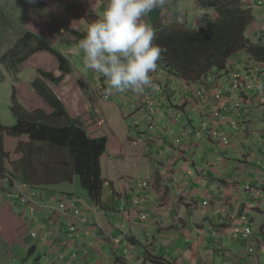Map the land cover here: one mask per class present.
<instances>
[{
    "label": "crops",
    "instance_id": "crops-1",
    "mask_svg": "<svg viewBox=\"0 0 264 264\" xmlns=\"http://www.w3.org/2000/svg\"><path fill=\"white\" fill-rule=\"evenodd\" d=\"M242 2L254 17L247 37L253 43L262 41L264 1ZM175 8H167L166 15L177 11ZM151 12L153 15L146 16V23L152 27L158 17L157 11ZM40 21H29L38 36H41L38 32L47 33L50 24L57 25L53 20L50 23ZM235 56L228 68L229 75L238 72L241 76L238 89L231 88L229 75L213 78L217 80L216 84L210 80L197 86H205L202 89L204 96L198 97L199 100L193 96L196 100L183 112L182 106L177 107L173 101L172 79L163 85L157 78L163 93H158L155 83L146 90L158 98L159 115L151 123L152 130H148L150 125H145L140 118L127 121L126 117H121L123 122L132 123L126 135L135 127L132 134H139L140 143H143L137 151L128 147L131 158L137 155L140 158L131 163V171L127 172L134 182L126 185L125 177L117 182L108 178L100 202L101 210L98 214H85L87 218L89 215V226L82 228L80 234L70 236L66 220L57 213L52 212V217L47 214L45 218L42 209L30 213L26 206H20L18 197L8 195V176H3L0 179V264H46L49 251L55 256L52 264H264V63L242 64L239 58L247 55L240 52ZM71 75L73 71L66 78L72 79ZM88 78L92 84L91 90L85 91L86 97H95L101 102L94 88L97 83L106 84V79L95 71H88L76 81L84 82ZM76 89H79V83H76ZM215 92L220 93V98L214 97ZM36 96L40 99L39 108L49 111L47 103ZM132 98L140 102L139 97L133 95ZM65 100L60 102L67 112L80 119L84 128L85 125L91 127V130L85 128L87 133L93 137L103 136L100 126L94 127L93 120L87 118L92 109L84 100L79 99L76 105ZM236 103L238 107H235ZM203 121L226 135L230 146L225 148L217 136L199 138L196 132ZM109 127L107 125L105 129L108 131ZM110 136L112 141L106 137L107 153L114 156L123 141L115 133ZM7 139L13 142V150L7 146ZM22 141L26 142V139ZM17 144L18 140L5 138L6 153H15ZM15 157L18 158L16 154ZM140 180H146L147 184L140 186L141 190L138 189L139 194H136L134 184ZM41 191L37 202L45 208L46 202L40 199L45 194H54V190ZM141 208H145L148 216L144 222L140 219ZM48 218L52 224L46 220ZM119 223L125 225L124 231H119ZM52 226L61 233L48 238L44 234ZM246 227L251 228L252 235L243 239L235 231ZM33 231L38 238L31 237ZM120 233L124 241L116 244L112 238ZM58 256L64 259L61 261ZM39 257V263L37 259L32 263Z\"/></svg>",
    "mask_w": 264,
    "mask_h": 264
},
{
    "label": "trees",
    "instance_id": "trees-1",
    "mask_svg": "<svg viewBox=\"0 0 264 264\" xmlns=\"http://www.w3.org/2000/svg\"><path fill=\"white\" fill-rule=\"evenodd\" d=\"M195 1L202 10L212 11L216 17L202 22L201 26L198 24L197 28L196 21L188 26L186 20L174 19L175 11L164 23L160 20L152 22L156 35L154 43L163 49L157 61L160 72L201 86L205 85L208 77L229 75L228 61L240 52H244L254 63H264V38L253 43L247 37L254 17L246 4L241 0ZM96 20L98 18L90 21L93 23ZM33 43L57 60L60 76L54 78L52 72L39 69L40 80L30 82L31 91L47 103L49 111L46 108L28 110L13 91L10 112L14 125L4 126L0 121V179L6 175L8 180L11 178L39 190H55L54 187L76 182L87 197L86 203L89 206L94 204L98 212L109 177L104 178L101 168L108 140L87 133L80 119L72 117L52 94L48 85L57 86L64 76L71 74L72 69L64 56L46 40L25 32L9 57L16 52L17 55L22 54L20 62L18 59V63H22L35 50L34 47L29 49ZM5 138L18 140L15 149L18 158L14 163L8 160L10 155L5 151ZM24 138L26 142L22 141ZM44 148L49 152L55 151L59 160L39 163L38 158ZM8 166L12 167V171L8 170Z\"/></svg>",
    "mask_w": 264,
    "mask_h": 264
},
{
    "label": "rangeland",
    "instance_id": "rangeland-1",
    "mask_svg": "<svg viewBox=\"0 0 264 264\" xmlns=\"http://www.w3.org/2000/svg\"><path fill=\"white\" fill-rule=\"evenodd\" d=\"M260 1L261 3H263L264 0ZM254 4L256 5V1L254 2ZM106 6L107 3L105 0H37V2L34 4L28 3V0H0V121L4 126L11 127L14 125V119L10 112L13 91L16 93L17 99L23 102L29 108L28 110L32 111L39 108L38 102L40 101V99L31 91L30 82H32L33 80L35 81V78L40 77L38 75V68L40 66H42V70H46L48 72L54 71V78L60 76V73L57 72V60L50 56L47 52H45V50H41L42 47L35 46L34 43L30 45L29 49L34 47L35 50L32 51V53L29 54V57L26 60L22 61V63H18V59L20 62L22 54L17 55L18 53L16 52V54H14L12 57H9L12 53V50L17 49L18 46L16 45L18 44V40L23 36L25 32L34 33L31 29V24L29 23V21L42 20L40 22L45 21L50 23V21L53 20L54 23H57V25L52 26L50 24L51 28L47 31V33H38L46 38L48 44L55 51L62 54L64 58L69 62L73 71V75H71L73 76V78H66V76H64L62 78V81L58 83L57 86H48L53 91L52 94L59 98L61 101L63 100L64 102H66L65 99H67L70 103L73 102V104L76 105V103L79 102V99L84 100L85 103L92 109L90 115L87 118L93 120L95 125L94 127H97V125L100 126L99 128H101V132H103L102 135L109 138L110 141H112L110 136L112 133H115L117 138L123 141L121 146L119 147L117 155L112 156L111 154L107 153L106 156L103 157L101 168L104 178L106 176L108 177L109 175V179L111 178L117 182L122 177H125V184L129 185L134 181H131V176L127 175V172L131 171V163H134V160L140 161V158L139 155L131 158L128 152L130 151V149L134 151L140 150L141 144L143 143H140V135L132 134V131L135 129V127L131 129V132L129 130L126 135L127 128H129L132 123L123 122L121 117H126L127 121H129L133 117L140 118L143 122H145V125L146 123L147 125H152L151 123L155 119L154 117L157 118L159 115V105L156 95L153 96L150 91H146L151 87H146L144 91L140 93L128 90L122 93L113 91L110 94H105L107 83H97L96 88H94V93L101 100V102H98L95 97H90V99L86 97L85 91L89 89L91 90V78H88L86 80L82 79L84 82H82L81 80L80 82L79 80L76 81L77 78L80 79L81 76L85 74V72L87 73L89 71L90 73H92V71H94L90 70V68H88L84 63V54L79 48V41L85 37L86 31L91 21L93 19H99L102 17L103 11ZM172 6H176L175 9H177V11H175L177 13H175L173 18L180 21L186 20V25L188 26H192L195 18H197L195 22V27L197 28L198 24H200L201 26L202 22L211 21L216 17L215 13L212 11L208 13L207 17H203V15L207 14L208 10H202L195 0H168V3L165 7H158L153 9V11H157V17L158 20L161 21V23H164L169 19V15H166V9ZM149 14L153 15V12H150ZM142 22H147L146 16L142 18ZM233 58L228 61V64L231 63ZM239 59H242V64H245L246 62L247 64L248 62L254 63L249 61L247 56H241ZM56 73L58 76L55 75ZM237 73L238 72H236L235 74ZM151 77L153 83L156 84L157 89H159L160 91L158 92L159 94H162L163 92L162 88L157 83V78L162 81L163 85L168 83V79H172L171 90L174 94L173 101L177 107L182 106L181 111H183L185 107L188 109L191 103L194 102V100H199V91H201V93H204L202 89L205 86L197 87L195 85H191L185 81H182L181 79H176L175 77L165 75L160 72L159 69H156L153 73H151ZM93 78L99 79L98 76H93ZM213 78L216 77H208L206 82L208 83V81L212 80V84H216L217 80H213ZM76 83H79V89H76ZM217 87H220V84H217ZM133 95L135 97H139L140 101L142 102L140 103L136 98H132ZM149 96L154 98V100L156 101V107L150 109L147 108V102H151L149 100ZM115 97H118L119 99L114 100ZM108 103L111 105H109ZM113 104H115L116 106H114ZM132 104L135 105V107L130 106ZM177 110L179 111L180 109ZM121 111L126 112L124 114H121ZM176 115L177 114H175L174 116ZM107 125L110 126L108 128V131L105 129ZM85 128L91 130V127L89 126L85 125ZM99 132L100 131H98L97 133ZM118 134H121V137ZM196 139L199 138L196 137ZM7 146L11 150L14 149L13 142L9 139H7ZM48 152L49 150L46 148L42 150L40 158H38L39 163H51L59 160V157L55 151L54 153ZM121 158H123L124 160H120ZM8 160L12 163L15 162L16 157L14 152L10 154ZM8 167V170L12 171V167ZM127 167L130 168L128 169ZM128 178L130 180H128ZM146 180H140L134 184V186L137 188L136 194H139L138 189L141 190L140 186L147 184ZM7 181L9 184L8 187H10V189H12L14 185H16L17 187L25 185L13 184V182L17 180H12L10 178L9 180L7 179ZM57 188L59 189L53 191L55 195L45 194L43 199H40L41 202H46L45 205L47 206L45 207V209L56 207L57 204L61 201L58 197L62 198L63 200L71 197H76L82 200L87 207L86 212L82 207L81 212H85L83 214H87L88 212L93 213L94 209H96L94 204L92 206H89L86 203L87 197L78 187V183H66L62 184V186H57ZM28 189L29 192L34 195L37 192H42L41 190H39V188H32L28 186ZM128 193L130 195V192ZM125 194L127 195V193ZM27 209L30 213H33L31 211V207ZM42 212V217H45L47 214H49L47 211L45 213ZM95 219L97 224L98 217H96ZM144 221L146 220H143V222ZM120 223L118 224L119 231L120 229H123L124 231L125 227ZM51 228L53 229V226ZM54 229L55 231L58 230L55 227ZM112 241L116 244H121L124 241L123 234L120 233V236L112 238ZM36 259L37 263L40 262L39 257L34 258L32 260V263L36 262Z\"/></svg>",
    "mask_w": 264,
    "mask_h": 264
},
{
    "label": "clouds",
    "instance_id": "clouds-1",
    "mask_svg": "<svg viewBox=\"0 0 264 264\" xmlns=\"http://www.w3.org/2000/svg\"><path fill=\"white\" fill-rule=\"evenodd\" d=\"M36 2L28 0L30 4ZM167 3L168 0H108L102 17L89 25L79 48L86 66L106 79L105 94L128 90L140 93L154 87L151 73L157 69L163 49L154 43L156 35L142 18Z\"/></svg>",
    "mask_w": 264,
    "mask_h": 264
},
{
    "label": "built area",
    "instance_id": "built-area-1",
    "mask_svg": "<svg viewBox=\"0 0 264 264\" xmlns=\"http://www.w3.org/2000/svg\"><path fill=\"white\" fill-rule=\"evenodd\" d=\"M236 72H233L231 74L230 77V86L233 90L238 89L240 86V83L242 82L241 76ZM235 74V75H234ZM159 90V89H158ZM198 96L202 97L204 96L201 91L198 92ZM150 97V96H149ZM215 98H220V93L219 92H215L214 95ZM151 102H147L146 106L148 109L150 108H154L156 107V101L154 100V98L150 97L149 99ZM239 104L236 103L235 107H238ZM215 116H217L215 114ZM219 119V118H216ZM153 126L150 125L149 126V130H152ZM201 129L196 132V135L199 138H202L203 136H207L209 137L211 136H217L220 138V142L221 144L226 148L230 146V141L229 138L226 135H222L221 132H218L216 130L215 127H213L209 122L207 121H203L202 123V127H200ZM246 189H249L248 187ZM8 195L10 197L12 196H16L19 199V205L20 206H26L27 208L31 207V211L34 213L35 211H37L38 209H42L43 212L47 211L49 213V215L51 214L52 217V212L59 214L60 216H62V218H64L66 220V228H67V232L68 234H71L70 236H72L73 234H80L82 231V228H87V226H89V215L88 218L85 216L86 209L87 207L85 206L84 202L76 197H71V198H67L65 200L61 199L60 203L57 204L56 207L54 208H49V209H45L43 207L40 206V204L37 202L38 201V196L39 193L37 192L35 195L32 194L31 192H29V189L26 185H22V186H16L14 185V187L12 189L9 190ZM84 209L85 212H81V209ZM88 214V213H87ZM93 214H96V210L94 209ZM146 212L144 209L141 208V215H140V219L146 220ZM46 218V217H45ZM50 224H52V220L51 219H46ZM91 225H93L92 223H90ZM125 227V225H124ZM61 233V230H57L55 231L54 227L53 229L51 228V230H48L45 232V236H47L48 238L53 236V234L56 233ZM237 234L241 235V237L243 239H248L249 237H251L252 235V230L250 227H246L243 230L237 229L235 231ZM38 234L36 232H32L31 233V237L36 239L38 238ZM44 238V237H42ZM54 254H52V252H48V256L46 257V264H52L54 260ZM58 259H60L61 261L64 259L63 256H58Z\"/></svg>",
    "mask_w": 264,
    "mask_h": 264
}]
</instances>
